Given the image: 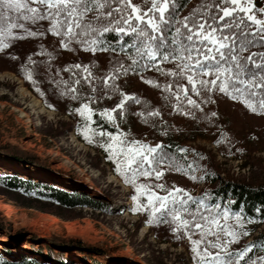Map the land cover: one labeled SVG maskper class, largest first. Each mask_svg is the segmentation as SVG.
Here are the masks:
<instances>
[{
  "label": "rangeland",
  "instance_id": "1",
  "mask_svg": "<svg viewBox=\"0 0 264 264\" xmlns=\"http://www.w3.org/2000/svg\"><path fill=\"white\" fill-rule=\"evenodd\" d=\"M197 1H194V7ZM257 2L264 6V0ZM47 39L48 45L39 47L35 46V37L14 42L16 46L12 49V55L0 54V174H19L45 180L61 190L86 192L92 202L103 206V209H77L72 214L42 213L18 207L0 196V200L10 204L13 209L11 217L0 211V242L8 253L5 256L9 255L13 263L28 259L35 264H57L42 259L50 250L57 257L61 255L67 264H91V261L98 264H194L188 237L173 233L170 225L150 220L148 211L131 212L134 202L130 197L135 194L134 187L126 184L123 177L115 172V166L100 146L104 141L98 135L84 132V120L75 111L76 107L88 101L82 98L78 104L71 106L72 112H66V99L71 96L60 95L64 85L61 84L57 88V95L53 96L49 87L51 80L39 74L42 69L33 70V61L39 65H50L52 69L80 63L89 68L93 73L92 79L99 84L98 78L111 74L112 62L123 56L86 53L83 45L79 48L69 45L68 49H62L58 44L59 38L48 36ZM30 52L33 53L30 55ZM29 71L33 72L35 83L27 79ZM68 74L60 71L57 79H67ZM144 77L157 79L147 72L143 75H121L115 81L116 89L109 88L106 94L89 104L94 111L93 120L96 121L91 127L97 132L106 128L116 129V125H119V132L129 141L137 140L151 147L163 145L168 139L179 142L175 149L177 158L171 163V168L161 166L164 176L159 182L140 177L137 183H162L169 190L181 188L193 199H201L208 190L203 179L205 172L218 171L222 177L255 183L264 180V115L251 112L219 92L209 95L208 101L202 104L203 110L187 109L185 101L180 111H176L172 107L177 103L175 97L161 90L172 78L166 80L160 76L157 83L161 89H154L143 83ZM112 83L109 81L110 85ZM28 85L39 88L49 107ZM21 87L31 95L23 96ZM85 89L90 91L87 85ZM118 92L135 97L140 104L126 102L116 119V125H112L101 120L99 111L104 108L111 110L118 102ZM108 95L112 98L109 99ZM32 96L39 99L50 114L39 113L32 108ZM193 98L198 102L203 99ZM149 111L158 112L159 115L151 117ZM113 116L116 117L117 113H113ZM38 132L44 136L51 135V140L48 142L43 135L38 138ZM85 135L92 140L91 144ZM13 149L32 156L34 162L9 158L7 154ZM188 164H192L193 169H188ZM192 176L196 178L192 179ZM157 194L166 193L157 190ZM141 200L146 203L143 197ZM189 207L195 209L191 203ZM90 219L103 222L115 236L108 235ZM220 222L223 224V219ZM237 223L234 214L230 213L229 226ZM66 226L72 230H67ZM81 230L86 234L79 235L78 231ZM262 230L264 224L253 228L243 220L242 227L237 231H247L248 235H240L230 250L237 252L249 247L251 240ZM92 236L96 237L95 241L91 239ZM52 237L63 241L79 239L90 247L100 249L103 254L95 255L74 248H64L61 252L49 244ZM198 238V235L192 237ZM250 258L258 259L256 256ZM248 259L241 261V264H246Z\"/></svg>",
  "mask_w": 264,
  "mask_h": 264
},
{
  "label": "snow or ice",
  "instance_id": "2",
  "mask_svg": "<svg viewBox=\"0 0 264 264\" xmlns=\"http://www.w3.org/2000/svg\"><path fill=\"white\" fill-rule=\"evenodd\" d=\"M181 7L177 0H0V54L12 55L16 45L9 42L44 33L59 38L62 49L83 45L86 53L109 50L116 53L117 42L121 51L127 49L124 52L127 60L122 57L113 61L112 73L98 78L99 84L92 79L89 68L80 63L52 69L33 61V70L42 69L39 74L51 80V95L56 96L57 88L63 84L61 96L67 94L72 100L88 101L75 111L84 120V132L98 135L104 141L100 146L115 166V172L134 187L135 194L130 197L134 202L132 213L148 211L150 220L170 225L173 233L188 237L194 264H241L252 251L251 247L237 252L230 250L240 235H248L247 231H237L243 224L241 213L234 215L238 223L230 227L228 207L221 211V204L209 205L203 198L193 199L181 188L169 190L162 183H137L140 177L159 182L164 176L161 166H173L163 145L151 147L137 140L129 141L119 132L116 119L120 110L128 101L140 104L138 99L118 92L114 107L99 111L102 121L116 125L115 133L97 132L91 127L96 121L89 104L109 88L116 89L115 81L128 73L147 72L157 79L172 78L162 89L157 79L144 77L143 83L174 96L177 103L172 107L176 111H180L185 101L187 109L203 110L202 104L209 95L219 92L251 112L264 115V6L257 0H211L201 5L199 17L180 19ZM108 37L112 39L106 40ZM60 71L70 75L57 79ZM27 79L33 81L32 71ZM109 81L113 83L110 85ZM85 85L90 91L85 90ZM36 90L39 92V88ZM193 97L203 99L198 102ZM148 115L156 117L159 113L149 111ZM85 139L92 143L87 135ZM187 168L193 169V165L188 164ZM157 190L166 194H157ZM190 203L195 209L189 207ZM261 211L264 210L256 209L258 213ZM194 235L199 238L192 239ZM0 264L4 261L0 260ZM246 264H264V256L249 257Z\"/></svg>",
  "mask_w": 264,
  "mask_h": 264
},
{
  "label": "trees",
  "instance_id": "3",
  "mask_svg": "<svg viewBox=\"0 0 264 264\" xmlns=\"http://www.w3.org/2000/svg\"><path fill=\"white\" fill-rule=\"evenodd\" d=\"M194 1L195 0H177L178 7L180 5H183V7H181L178 12V18L182 19L184 16L193 15L199 17V10L201 5L209 3V0H198L196 3L197 6L194 7ZM48 36H51V34L44 33L42 36L35 37V39H37L35 40V46L39 47L48 45ZM28 39L29 38H26L25 40ZM32 39H34V37H32ZM107 39L112 38L108 37L106 38V40ZM124 39L128 38L125 37ZM14 42L15 41H12L10 43L13 44ZM114 46L117 49L116 53L111 50L107 52H97L115 54L118 56H123L127 59V57L124 55V52L128 50L125 49L124 51H121L118 42L115 43ZM32 53L33 52H30L29 54L31 55ZM21 61H19V63L23 64V62ZM72 62L75 63L76 61L73 60ZM36 64L40 63L36 62ZM28 87L33 93H35L42 99L43 103L47 107H49L44 97L40 95L36 88L29 85ZM85 90L88 91L87 89ZM67 99V103H65L67 106L66 112L70 113L73 110L71 106L76 103L78 104L81 99L72 100L70 97H67ZM105 130H109L110 132L115 133V129L112 128H106L103 131ZM50 137L52 138L51 135ZM163 146L164 152L167 153L171 158L170 162L172 163L174 159L177 158L175 149L179 146V142L168 139L164 141ZM13 150L14 151H11V153L7 154L9 158L19 162H34V158L32 156L26 155L22 151H18L16 149ZM203 179L204 182L208 185V190L204 193V197L202 196L206 204L212 205L215 203H219L222 205V208L224 207V205L228 207L229 213L231 214L235 215L236 213H241L243 220L251 224L253 228L264 224V211H261L259 213L256 212V209L264 210V180L255 183L249 180L245 181L226 178L222 177L221 172L218 171L205 172ZM0 196L7 198L8 201H11L18 207L35 209L42 213L72 214V212L76 211L77 209H103V206L95 205L86 192L80 190H61L45 180L24 177L23 175L19 174H0ZM31 237L35 239V236L32 235ZM49 244L51 245V247H54L57 250H61V252L64 248H74L80 251H87L95 255L103 254L100 249L90 247L83 241L74 238L63 241L56 237H52L49 239ZM249 247L252 248V251L248 254V256L244 258V260L252 256H256L258 258L260 256H264V230L258 232L255 235V237L251 240ZM35 252L40 253L39 251ZM5 254H8L7 251L1 248L0 260H3L4 264H35V262L28 259H25L20 263H13L11 261V258L9 259V255L5 256ZM42 259L49 262H55L57 264H67V261L62 258L61 255L57 257L50 250ZM91 262V264H98L96 261Z\"/></svg>",
  "mask_w": 264,
  "mask_h": 264
},
{
  "label": "bare ground",
  "instance_id": "4",
  "mask_svg": "<svg viewBox=\"0 0 264 264\" xmlns=\"http://www.w3.org/2000/svg\"><path fill=\"white\" fill-rule=\"evenodd\" d=\"M20 91H21V94H22L23 96H24V95H31L30 92H29L27 89L23 88V87H21V90H20ZM31 98H32V99H31V107H32V108L37 109L39 113L50 114V111L47 110V109L42 105V103L40 102L39 99H37L36 97H33V96H32ZM25 115H26V114H25ZM41 135H43V134H41V133L38 132V134H37L38 138H41V137H42ZM43 137H45V139H46L48 142L51 140V138H50L49 136H44V135H43ZM0 211L6 213L9 217H11V214H12L13 209H12V206H11L10 204H8V203H6V202L0 200ZM85 217H86V216H85ZM90 221H91L92 223L98 225L101 229H104L105 232H106L108 235L115 236V234H114L110 229H108L107 226H105V225L103 224V222H101V221H99V220H95V219H90ZM66 228H67V230H69V231L72 230V228H70V227H68V226H66ZM78 232H79V235H85V234H86L85 231H82V230H81V231H78ZM91 239H92L93 241H95V240H96V237H95V236H92ZM1 248H2V246H1V242H0V249H1Z\"/></svg>",
  "mask_w": 264,
  "mask_h": 264
}]
</instances>
